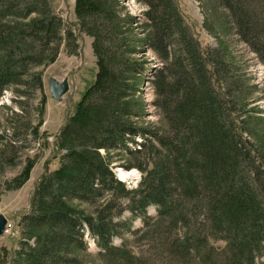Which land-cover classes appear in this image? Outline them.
<instances>
[{
    "label": "trees",
    "instance_id": "1",
    "mask_svg": "<svg viewBox=\"0 0 264 264\" xmlns=\"http://www.w3.org/2000/svg\"><path fill=\"white\" fill-rule=\"evenodd\" d=\"M211 1L229 10L241 40L264 64V21L251 9L257 2ZM139 2L148 9L146 44L168 62L153 80L168 134L152 137L132 122L137 113L128 103L134 89L129 75L142 69L130 59L138 51L130 30L135 19L120 17L124 8L118 0H76L79 28L93 38L97 81L57 137L60 167L38 183L30 214L21 220L19 249L1 264H96L84 255L87 237L96 242L100 264H264L259 262L264 256V169L233 116L243 84L221 51L202 48L176 0ZM64 44L70 54L79 50L49 0H0V99L13 87H20L24 97L41 90L36 70L53 63ZM14 101L19 111L10 109L9 136L0 134L2 171L17 165L22 158L17 148L25 147L27 135L43 123L44 102L31 126L28 103ZM135 136L143 137L142 149L128 150L126 141ZM122 149L134 159L150 155L145 168L120 164L144 173L135 189L117 176L116 159L107 156ZM151 206L157 208L155 218L147 214ZM126 212L131 218L119 221ZM136 218L144 222L134 233L140 234L138 241L160 247L161 254L151 260L126 243H113L131 231Z\"/></svg>",
    "mask_w": 264,
    "mask_h": 264
},
{
    "label": "rangeland",
    "instance_id": "2",
    "mask_svg": "<svg viewBox=\"0 0 264 264\" xmlns=\"http://www.w3.org/2000/svg\"><path fill=\"white\" fill-rule=\"evenodd\" d=\"M118 1L124 8V11L122 10L119 14L120 17L131 16L135 19V24L130 27V30L133 31L131 40H135L138 51L130 59L135 64L142 66L140 73L131 72L129 75L130 78H133L130 83L134 85V89L130 91L128 103L137 113L132 122L139 129L153 132L152 137L164 138L168 134L169 128L163 113L156 106L157 96L153 87V80L160 71L166 70L168 62L162 61L146 44L150 38L149 27L146 22L147 7L139 0ZM176 1L181 15L191 27L202 48L221 51L234 76L242 82L245 91H243V98L233 116L241 129L243 142L254 152L253 154L258 161L257 164H262L264 169V64L241 40L229 10L220 1ZM255 1L257 3L251 9L259 19L264 21V0ZM49 2L53 10L63 18L66 30L74 33L79 50L77 53L70 54L64 44L53 63L36 70L42 75L43 88L41 90L34 92L30 90L27 97H24L18 94V91L22 90L20 87H13L7 89L0 99V134L7 135V138L10 132L8 119L11 110L19 111L14 99L28 103L26 122H32L31 126L37 124V107L44 102L41 127L37 133L34 132V135H30V133L27 135L29 141L25 147L19 146L22 149L17 148L18 156L22 158L16 159L18 160L16 161L18 162L17 165L4 167L3 171L0 169V215L8 219L6 232L0 237V264L7 258L11 259L13 253L19 249L22 242L20 224L22 218L30 214L33 193L46 173L54 172L60 167L63 152L57 148V137L64 125L73 118L78 103L97 81L98 66L93 51V38L81 32L79 28L76 17V0H49ZM51 79H56L60 83L64 80L69 81V92L61 102L55 100L50 93L49 82ZM224 88L226 89V87ZM144 135L147 140H154L152 137L150 139V134ZM130 138L129 141H126L128 150L142 149L143 137ZM1 142L0 148L3 146V142ZM155 146L161 151L159 145ZM127 153L126 149H122L121 153L112 152L110 155L102 151L103 155L112 156L116 159V163L113 164L115 172L122 170L124 173L130 174L126 177L127 179H123L130 189H135L144 178V173L136 167L128 171L121 168L120 164H140L142 168H145L151 159L148 151L142 156H136L135 159L128 156ZM32 161L30 176L27 181L22 182L23 172L29 162ZM16 178H20L22 183H17ZM147 214L155 218L158 215L157 208L155 206L149 207ZM131 216L129 212H126L119 221L122 222ZM143 226L142 219H134L130 226L131 231L127 232L126 236L121 237L122 239L120 237L115 238L113 243L116 246L126 243L135 254L143 253L145 258L151 260L161 254L160 247L152 246L153 244L147 239L142 242L138 241L140 234L137 233ZM135 232L137 235L134 234ZM86 240L88 241L87 250L84 254L87 256L86 260L100 264V261L95 257L98 252L95 240L88 237ZM218 244L224 245L221 241ZM83 259L85 260L84 256ZM259 262H264V256L259 259Z\"/></svg>",
    "mask_w": 264,
    "mask_h": 264
},
{
    "label": "water",
    "instance_id": "3",
    "mask_svg": "<svg viewBox=\"0 0 264 264\" xmlns=\"http://www.w3.org/2000/svg\"><path fill=\"white\" fill-rule=\"evenodd\" d=\"M69 89L70 85L68 80H64L60 83L56 79H51L49 82L50 93L58 102L62 101L63 97L69 92ZM7 225L8 219L5 216L0 215V237L6 232Z\"/></svg>",
    "mask_w": 264,
    "mask_h": 264
},
{
    "label": "bare ground",
    "instance_id": "4",
    "mask_svg": "<svg viewBox=\"0 0 264 264\" xmlns=\"http://www.w3.org/2000/svg\"><path fill=\"white\" fill-rule=\"evenodd\" d=\"M123 171H121V173H122ZM128 175H130L129 173H124L123 172V174H121L120 176H122L123 178H126Z\"/></svg>",
    "mask_w": 264,
    "mask_h": 264
}]
</instances>
